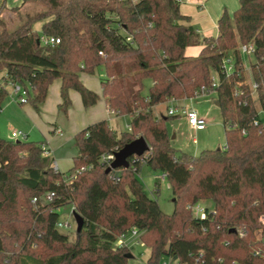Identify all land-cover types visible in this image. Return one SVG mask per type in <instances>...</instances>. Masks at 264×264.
<instances>
[{
    "label": "trees",
    "instance_id": "1",
    "mask_svg": "<svg viewBox=\"0 0 264 264\" xmlns=\"http://www.w3.org/2000/svg\"><path fill=\"white\" fill-rule=\"evenodd\" d=\"M31 1L44 9L23 16L21 8ZM5 9L3 4L0 109L7 83L25 88L26 103L39 109L57 79L61 112L67 115L72 106L70 90L91 107L99 94L81 81L80 73L103 66L108 107L130 115L131 121L122 133L107 120L79 131L78 155L66 173L54 170L43 142L0 137V264H127L133 255L116 241L132 229L151 249L147 264H160L163 255L180 264H264V131L254 125L264 109V0H240L232 15L222 13L218 36L201 40L192 25L180 23L188 20L180 0H22L11 9L21 21L14 29L3 18ZM37 22L41 34L34 30ZM42 35L60 41L45 45ZM200 42L204 46L197 57L185 55L188 46ZM243 44L254 47L251 75L259 106L247 83ZM226 59L233 64L229 75ZM145 79L151 81L147 96L142 93ZM211 91L223 117L225 146L197 156L177 155L167 129L176 116L157 117L153 107ZM139 136L150 146L148 155L134 162L130 158L128 168L107 174L102 154ZM142 163L168 179L175 206L171 214L145 192L137 175ZM49 192L55 195L48 202ZM203 199L214 205L206 207L205 219L190 207ZM67 202L84 220L74 240L56 225L58 209Z\"/></svg>",
    "mask_w": 264,
    "mask_h": 264
},
{
    "label": "rangeland",
    "instance_id": "2",
    "mask_svg": "<svg viewBox=\"0 0 264 264\" xmlns=\"http://www.w3.org/2000/svg\"><path fill=\"white\" fill-rule=\"evenodd\" d=\"M44 9L43 5L37 1H31L25 5V7L21 8L20 13L25 16L27 13H34ZM3 18L8 23L11 29L16 28L21 21H19V15L17 12L10 10H4ZM34 30L41 34L42 31V23L37 22L34 24ZM243 64L245 66V73L247 76V83L252 84V75H251V65L255 63V57L253 54L242 53ZM5 75V72H0V81L2 77ZM80 77L82 80L89 84L90 88L99 94V102L103 103V112H106L107 117H109V113L107 112V108L104 103V95L101 90V81L106 77L105 70L103 66H99L96 68L94 73L81 72ZM151 81L150 79L144 80V87L142 93L147 96L149 93ZM8 95L6 96L1 109L4 108V105L9 102H13L12 98L15 97L13 95V84L7 83L5 85ZM78 94V93H77ZM255 99L257 98L256 92H254ZM166 103V102H165ZM16 106L19 108H34L31 103L21 106L14 102ZM100 104V102H99ZM256 104L259 106V102L256 99ZM177 108L176 117L171 118L168 121L167 129L170 135V142L172 147L175 150L177 155L181 153H188L194 156L199 155L204 149H217L223 148L226 144V136H225V126L223 122V117L221 114L220 107L217 101V94L214 91L196 95L192 98H187L185 100H179L176 102H170L166 104H159L153 107L154 115L157 117H163L162 115H168V108ZM195 108L201 116H203L207 120L206 129L203 131L193 132L192 129L187 125L186 116L183 113V108ZM71 108L74 110V116H79L82 111L73 103ZM85 108V107H84ZM0 109V114H2V110ZM21 113H24L22 109H20ZM58 112L62 116L65 123H67L66 115L61 112L58 108ZM16 112H14L15 114ZM16 113L17 120L9 121L6 117H0V137L6 140H21V141H43V138H31L28 137H18L13 138L11 133L13 130L19 131L21 127L19 124L24 122L25 124L29 123V119L27 114ZM162 113V114H161ZM27 117V118H26ZM110 120L108 121L110 126L114 131L117 130L118 133L125 132L128 130V124L131 121L128 115H122L120 118H116L115 115H110ZM261 118L264 119V114L261 113ZM52 126V125H51ZM65 129V128H63ZM140 137V136H139ZM34 139V140H33ZM70 147H66L62 152H65ZM73 149L76 154L78 150L73 144ZM61 172H63V167L60 165ZM67 169L66 171H68ZM162 172L154 170L151 166L146 163L142 164V168L140 172L137 174L138 178L143 184V188L149 197L156 199L161 207V209L167 213L171 214L174 211V195L172 189L170 187V183L168 179L162 178ZM197 204H200L202 207H209V209H213L214 205L211 200H201ZM194 206V205H193ZM193 214L195 215V211ZM59 217L58 222L67 223L69 222L71 228H59V230L68 235L72 240L76 238L77 231V223L73 213V204L71 202H67L62 205L58 209ZM257 236L260 237V232L256 231ZM133 252V258L131 264H138L136 262H142L147 264L148 258L151 254V249L143 244L141 241L138 245L131 246ZM169 264L173 263V260L166 255H163L160 259V264ZM128 264V263H127Z\"/></svg>",
    "mask_w": 264,
    "mask_h": 264
},
{
    "label": "crops",
    "instance_id": "3",
    "mask_svg": "<svg viewBox=\"0 0 264 264\" xmlns=\"http://www.w3.org/2000/svg\"><path fill=\"white\" fill-rule=\"evenodd\" d=\"M21 3L22 0H0V7L4 4L6 9L10 10L16 6H20ZM239 6H240V0H180V12L184 16L188 17V20H182L180 21V23L184 25H192L198 32L200 40L204 38H208V39L216 38L218 36V20L221 17L222 13L224 11H227L230 15H232L235 12V10L239 8ZM203 46H204L203 42L190 45L185 49V55L188 57H197L200 54ZM80 79L88 88H90L89 84L85 83L81 77ZM60 88H61V81L60 79H57L49 86L47 98L45 102L40 105L39 109L24 108V107L19 108L14 104V102H16L21 106H25L29 103H24V104L19 103L16 99V96L13 94L15 96L12 98L13 102H9L4 105V108L1 109L2 114H0V117H6L9 121L17 120L16 113H21L20 109H22L25 115L27 114L29 123L25 124L24 122H22L21 124H19L21 127V130L19 131L24 132L25 133L24 137L26 138L30 136L31 138H34L36 140L37 138H43V141L40 142H43L45 144L48 154L54 160L53 162L57 163L59 172H61L62 170L60 169V165H62L64 170L63 173H66L67 172L66 170L70 169L73 166V158L78 155V153L76 154L75 150L73 149V144L75 145V135L92 123L101 120L109 121L111 119L110 115H115L116 118H120L122 116L117 115L113 110H111L108 107L105 97H104V103L107 108V112L110 114L109 117H107L106 112L104 113L102 110L103 103L101 102V100L99 101L100 104L99 102H97L95 105L91 107L84 108L80 94L75 90H70V97L72 100V104L76 103L77 107L82 111L80 112L79 116H74V110L70 107L68 114L66 115L67 123H65L64 121L66 120H63L62 116L60 115V112H58V105L61 103ZM92 88L93 87H91L90 89ZM185 99H181V100H185ZM176 101L179 100L172 99L167 101L166 103L176 102ZM166 103H160V104H166ZM14 112L16 113L14 114ZM198 114L199 116H201L199 112ZM128 116L131 120V116L130 115ZM186 122L193 132L203 131L206 129L205 128L203 130H195L189 125L187 118H186ZM129 125L130 122L128 124V130H129ZM67 146L70 148L67 151L62 152L63 149H66ZM142 164L140 170L142 168ZM139 242H140L139 238L129 237L128 243L132 255L133 252L131 246L138 245ZM133 257H131L128 260V264H131L130 262L133 261L132 260ZM136 263L144 264L142 262H136Z\"/></svg>",
    "mask_w": 264,
    "mask_h": 264
},
{
    "label": "built area",
    "instance_id": "4",
    "mask_svg": "<svg viewBox=\"0 0 264 264\" xmlns=\"http://www.w3.org/2000/svg\"><path fill=\"white\" fill-rule=\"evenodd\" d=\"M59 38L54 37V36H46V35H42L40 37V42L42 44L48 45V44H55V43H59ZM240 51L242 53H247V54H253L254 52V47L250 44V45H241L240 46ZM101 53V52H100ZM224 72L226 73V75L231 74V72L233 71V64L232 61L230 59H226L224 61ZM218 84V81L216 78H214V83L213 86L216 87ZM240 85L237 86V90H239ZM251 88L253 89V92L256 91L257 88V84L255 82L252 81V84L250 85ZM237 92V91H236ZM238 93V92H237ZM236 93V94H237ZM13 94L16 96V99L19 103L24 104L27 102V90L25 88H23L20 84H13ZM177 108H169L168 110V114L169 115H176L177 113ZM183 113L185 114L187 121L189 123V125L194 128L195 130H203L206 128V124H207V120L201 116H199L197 110L193 109V108H187L184 109L183 108ZM261 113L264 114V109H260L258 112V116L254 119V125L258 127V131L261 133L264 131V119L261 118ZM243 133H245V131H243ZM25 133L22 131H13L12 132V137L13 138H18V137H24ZM119 150L115 149L113 151L110 152H106L104 154H102L101 156V163L103 164H107V166L109 167L111 165V163L114 161L115 159V152H117ZM149 152V151H147ZM146 153V155H148V153ZM48 154V152H46ZM136 159H143V157H133L132 161L134 162ZM53 168L55 171H59L58 170V165L57 163L53 162ZM84 169V168H82ZM73 176H70L67 181H71ZM162 178H165V174H162ZM55 193L54 192H49L45 195V200L46 201H52L53 197H54ZM33 202L37 201V198L34 197ZM192 210L195 211V216L199 217L201 219H205L207 217V212H206V207H202L200 204H195L194 206H190ZM74 207H73V213H74ZM57 227L58 228H71V225L69 222L67 223H62V222H57ZM140 235L141 232L137 231L136 229H132L126 233H123L119 236L118 240L116 241V246H126L129 248V237H136L140 239ZM141 241V240H140ZM262 244L264 246V239L262 240ZM255 255H260L259 251H256L254 253ZM171 258V257H169ZM173 260V263H169V264H180L178 262V260L171 258ZM166 264V263H163ZM198 264V263H197Z\"/></svg>",
    "mask_w": 264,
    "mask_h": 264
},
{
    "label": "water",
    "instance_id": "5",
    "mask_svg": "<svg viewBox=\"0 0 264 264\" xmlns=\"http://www.w3.org/2000/svg\"><path fill=\"white\" fill-rule=\"evenodd\" d=\"M150 150V146L147 140L140 136L130 143L124 145L119 151L115 152V159L109 167L106 168L105 172L108 174L112 170L120 168H128L130 166V158L141 157L145 152ZM74 216L77 223V231H81L84 225L82 215L78 212H74ZM235 231V230H234Z\"/></svg>",
    "mask_w": 264,
    "mask_h": 264
}]
</instances>
